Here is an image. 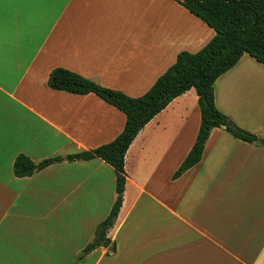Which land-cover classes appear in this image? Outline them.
Returning <instances> with one entry per match:
<instances>
[{"label":"crops","instance_id":"0c3cea01","mask_svg":"<svg viewBox=\"0 0 264 264\" xmlns=\"http://www.w3.org/2000/svg\"><path fill=\"white\" fill-rule=\"evenodd\" d=\"M215 31L177 0H2L0 264H264V147L212 130L201 162L173 179L201 122L194 88L137 135L111 240L84 253L116 198L114 168L67 157L112 142L126 116L94 93L48 86L63 68L144 95ZM217 108L264 138V65L245 54L215 83ZM61 157L28 177L16 159Z\"/></svg>","mask_w":264,"mask_h":264},{"label":"trees","instance_id":"16d2710c","mask_svg":"<svg viewBox=\"0 0 264 264\" xmlns=\"http://www.w3.org/2000/svg\"><path fill=\"white\" fill-rule=\"evenodd\" d=\"M215 31L209 43L196 53L182 51L140 97H129L63 68L54 69L48 86L76 95L94 93L126 116L122 132L110 143L67 157L68 161L101 158L115 170L116 198L109 215L98 225L94 240L84 253L110 243L108 232L121 210L126 184L125 156L140 131L174 99L194 88L198 95L200 127L193 147L173 175L181 177L201 162L205 144L215 128H224L234 138L264 147V138L237 126L215 102V83L248 54L264 65V0H177ZM61 157L35 163L20 155L14 163L17 177H28L61 162Z\"/></svg>","mask_w":264,"mask_h":264},{"label":"snow or ice","instance_id":"6c2138e0","mask_svg":"<svg viewBox=\"0 0 264 264\" xmlns=\"http://www.w3.org/2000/svg\"><path fill=\"white\" fill-rule=\"evenodd\" d=\"M0 3H2V0H0Z\"/></svg>","mask_w":264,"mask_h":264}]
</instances>
